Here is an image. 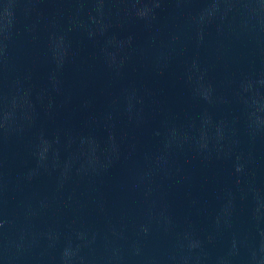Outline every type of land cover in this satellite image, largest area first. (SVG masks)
<instances>
[{"label": "water", "instance_id": "95a60500", "mask_svg": "<svg viewBox=\"0 0 264 264\" xmlns=\"http://www.w3.org/2000/svg\"><path fill=\"white\" fill-rule=\"evenodd\" d=\"M0 264H264V0H24Z\"/></svg>", "mask_w": 264, "mask_h": 264}]
</instances>
